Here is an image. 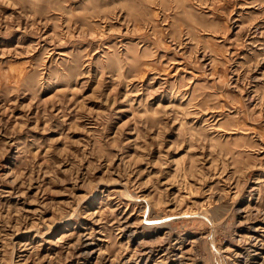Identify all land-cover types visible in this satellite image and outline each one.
Here are the masks:
<instances>
[{"label": "rangeland", "instance_id": "obj_1", "mask_svg": "<svg viewBox=\"0 0 264 264\" xmlns=\"http://www.w3.org/2000/svg\"><path fill=\"white\" fill-rule=\"evenodd\" d=\"M0 264H264V0H0Z\"/></svg>", "mask_w": 264, "mask_h": 264}]
</instances>
